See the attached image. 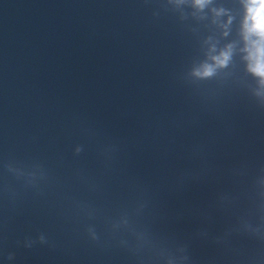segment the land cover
Wrapping results in <instances>:
<instances>
[{
  "label": "water",
  "instance_id": "obj_1",
  "mask_svg": "<svg viewBox=\"0 0 264 264\" xmlns=\"http://www.w3.org/2000/svg\"><path fill=\"white\" fill-rule=\"evenodd\" d=\"M251 8L0 0V264H264Z\"/></svg>",
  "mask_w": 264,
  "mask_h": 264
},
{
  "label": "clouds",
  "instance_id": "obj_2",
  "mask_svg": "<svg viewBox=\"0 0 264 264\" xmlns=\"http://www.w3.org/2000/svg\"><path fill=\"white\" fill-rule=\"evenodd\" d=\"M251 4L249 17L252 21V29L264 37V0H251Z\"/></svg>",
  "mask_w": 264,
  "mask_h": 264
}]
</instances>
